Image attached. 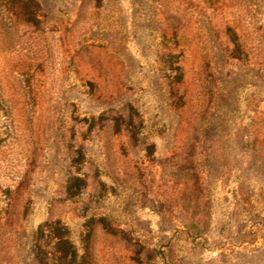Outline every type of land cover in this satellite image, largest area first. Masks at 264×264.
Segmentation results:
<instances>
[{
    "label": "rangeland",
    "instance_id": "rangeland-1",
    "mask_svg": "<svg viewBox=\"0 0 264 264\" xmlns=\"http://www.w3.org/2000/svg\"><path fill=\"white\" fill-rule=\"evenodd\" d=\"M48 220L75 264H264V0H0V264Z\"/></svg>",
    "mask_w": 264,
    "mask_h": 264
},
{
    "label": "trees",
    "instance_id": "trees-1",
    "mask_svg": "<svg viewBox=\"0 0 264 264\" xmlns=\"http://www.w3.org/2000/svg\"><path fill=\"white\" fill-rule=\"evenodd\" d=\"M33 257L36 264H75L76 250L68 238L66 227L59 220H48L38 227Z\"/></svg>",
    "mask_w": 264,
    "mask_h": 264
}]
</instances>
